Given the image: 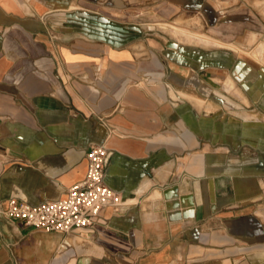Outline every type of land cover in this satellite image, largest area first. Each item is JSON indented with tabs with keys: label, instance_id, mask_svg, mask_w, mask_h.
Listing matches in <instances>:
<instances>
[{
	"label": "crops",
	"instance_id": "0c3cea01",
	"mask_svg": "<svg viewBox=\"0 0 264 264\" xmlns=\"http://www.w3.org/2000/svg\"><path fill=\"white\" fill-rule=\"evenodd\" d=\"M257 39L264 0H0V204L64 198L92 145L122 196L68 234L0 212V264H264Z\"/></svg>",
	"mask_w": 264,
	"mask_h": 264
},
{
	"label": "built area",
	"instance_id": "2783aa9c",
	"mask_svg": "<svg viewBox=\"0 0 264 264\" xmlns=\"http://www.w3.org/2000/svg\"><path fill=\"white\" fill-rule=\"evenodd\" d=\"M111 155L104 145L90 146L86 154V177L72 186L64 198L37 206L12 199L0 204V212L9 220L48 233L68 234L92 226L104 209H117L122 203L121 194L106 183V167Z\"/></svg>",
	"mask_w": 264,
	"mask_h": 264
},
{
	"label": "rangeland",
	"instance_id": "374dc122",
	"mask_svg": "<svg viewBox=\"0 0 264 264\" xmlns=\"http://www.w3.org/2000/svg\"><path fill=\"white\" fill-rule=\"evenodd\" d=\"M155 18H156L155 15H149L147 22H145L146 24L144 28L147 30L146 32L150 34L149 38L156 37V35L158 36L164 35L166 39L167 38L179 39L178 36H176L175 34L177 33L181 34L182 31H189L192 35L199 37L203 35L200 33H204V31H207V28L200 20H196V19L192 20V19H187V18H185V20L169 19V20H165L163 22L157 23ZM182 41L188 43L185 40H182ZM206 41H207L206 39L205 40L200 39V43H206ZM261 43H264V41L260 40L259 42V40L257 39L256 41L251 43L252 45L254 44L252 50L248 51L247 49H245V51L247 50V52H249L251 56V54L257 50V48L261 45Z\"/></svg>",
	"mask_w": 264,
	"mask_h": 264
},
{
	"label": "bare ground",
	"instance_id": "6f19581e",
	"mask_svg": "<svg viewBox=\"0 0 264 264\" xmlns=\"http://www.w3.org/2000/svg\"><path fill=\"white\" fill-rule=\"evenodd\" d=\"M207 43L209 42V41H206ZM254 58H255V56H253ZM256 59V58H255ZM258 59H259V55H258Z\"/></svg>",
	"mask_w": 264,
	"mask_h": 264
}]
</instances>
